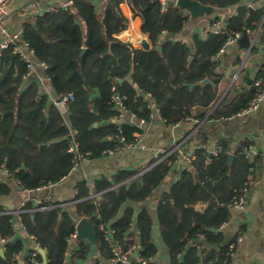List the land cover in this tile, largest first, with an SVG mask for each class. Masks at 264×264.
<instances>
[{"label": "trees", "instance_id": "trees-1", "mask_svg": "<svg viewBox=\"0 0 264 264\" xmlns=\"http://www.w3.org/2000/svg\"><path fill=\"white\" fill-rule=\"evenodd\" d=\"M122 1L104 0V10H100L93 0H74L72 7L49 11L24 29V41L33 55L46 64L57 97L73 93L74 99L66 108L75 130L73 136L55 101L41 93L37 83L25 84L28 63L15 51V45L0 55V168L6 169L20 187L36 190L68 176L75 164L74 154L69 151L73 137L87 158L99 157L106 150L119 151L136 142V134L142 131L137 120L152 118V104L167 124H175L196 116L192 107H205L207 112L218 101L215 88L200 85L199 81L216 75L214 58L227 35L216 30H210L206 38L196 34L193 45L177 38L162 41L164 32L179 34L184 30L189 21L186 11L174 3L164 11L158 0H129L134 15L143 20L142 31L153 43L148 50L137 48L118 38L128 25V18L120 9ZM199 1L227 12L243 0ZM263 19L264 6L252 10L240 5L235 14L226 17L223 27L228 33H244L258 28ZM217 21L222 22L219 14L212 19ZM158 45L163 47L161 51L156 48ZM257 92L254 88L244 90L232 100H222L210 114L201 112L198 117L236 115ZM127 112L136 121L119 120ZM220 146L223 151L210 161L206 149H198L193 167L160 195L157 217L171 264H225L229 243L234 239L223 244L225 236L220 228L229 221L236 199L245 195L254 162L244 152L245 146L229 164V147L225 142ZM176 158L173 153L137 177H133L136 171H119L113 181L97 179L93 190L103 192L100 201L90 197L92 188L86 180L77 183L76 211L94 227L97 254H93L87 240L79 238L75 239L76 248L70 250L77 222L64 202L52 201L44 209H35L31 201L26 202L20 213L23 224L46 250L47 264H79L91 253L92 264H104L114 258L117 245L124 250L132 245L139 247V257L131 258L129 264L141 260L159 264L153 261L159 248L151 210L143 209L136 219L138 231L134 233L138 238L131 231L133 210L128 207L121 217L117 215L124 203L151 196L168 176ZM115 182L121 184L115 186ZM10 192L9 184L0 181V196ZM197 204L205 208L191 207ZM13 217L0 206V239L6 241L0 264H16V257L22 253L26 264H42L43 257L37 249L23 252L24 244L13 239ZM105 229L112 231L113 240ZM200 234L205 240L193 243L191 240ZM35 250L37 255L32 256Z\"/></svg>", "mask_w": 264, "mask_h": 264}, {"label": "crops", "instance_id": "crops-1", "mask_svg": "<svg viewBox=\"0 0 264 264\" xmlns=\"http://www.w3.org/2000/svg\"><path fill=\"white\" fill-rule=\"evenodd\" d=\"M33 2L35 4L32 6ZM73 3L74 0H12L8 4V27L18 35L19 50L28 53L29 59L33 64V69L30 72L28 70L24 76L25 84L27 85L31 82L37 83L41 93L47 94L52 100L58 97L52 88L50 77L47 74V66L45 63L40 62L26 44H24L23 32L28 24L35 23L40 16L49 12V8L53 6L72 7ZM93 4L100 10H104V0H93ZM240 5H246L254 10L263 7L264 0H243L238 5L232 6L229 11L221 12L219 14L222 20L221 26L224 25V20H226L228 15L237 12ZM120 9L128 18V25L118 34V38L124 42L131 43L137 48H143L141 42L146 38L151 44L150 48H152L153 43L148 34L142 31L143 20L140 16L134 15L129 0H123L120 3ZM214 16L199 22L189 20L181 33L177 34L173 32L176 34L175 36H171V32H164L162 41L177 38L193 45V37L196 34L202 38H206L210 30L215 31L217 26L212 22ZM247 31L252 40L250 48H242L236 41L225 51L219 55H215L216 75L211 78H204L209 79L211 83H201L204 79L199 81L200 85L210 84L215 88L219 97L216 104L207 112L205 107L194 106L192 109L196 116L175 124H167L155 105L152 118L149 121H143V119L137 120V124L142 131L136 134V145L121 149L113 154L85 158L76 170L73 169L61 181L36 190H27L20 187L18 181L11 177L6 169L0 168V181L8 183L11 187L9 194L0 196V206L14 215L15 232L13 239L20 240L24 244L23 252H29L32 249H37L39 246L36 240L28 233L22 221L20 209L25 199H28L34 205H38L40 200L47 196H50L54 201H62L78 223L81 217L76 211L75 203L79 199L75 197L77 194L76 186L80 180H86L90 184L92 188L90 190V197H96L97 201H100L103 198V192L93 190L97 179L108 178L113 181L119 171H136L137 173L133 177H137L160 162L163 159L162 154L167 150L174 149L176 151L182 148L187 153H191L204 148L207 152H211L218 148L222 142H225L229 147L230 153L234 154L232 161L229 160L228 156L229 164L233 163L236 156H238L239 150L241 148L243 150L245 146L248 147V157H250L254 164L249 173V183L244 195V206L237 207L233 204L229 221L220 228L225 236L223 244H228L230 240L235 239L238 231L242 230L243 239L239 242L236 254L233 256L230 264H264V100L257 110L240 112L228 118L209 119L208 116L204 118L198 117V114L201 112L210 114L224 99L232 100L244 90L249 88L256 89L254 80L264 67V19L258 28ZM2 39L3 36L0 35V42ZM236 73H238L237 78L234 77ZM119 81H122V79H119ZM142 94L143 96L147 95L146 92H142ZM146 97L149 96L147 95ZM61 110L66 123L71 129L70 134L73 136L75 130L72 129L67 109ZM126 118L135 120V116L128 112L125 117H120L119 120ZM95 123L98 126V122ZM192 167L193 162L189 163L187 160L179 159L174 163L164 182L153 191L151 196L142 201H128L119 209L118 217H121L128 207L133 210L132 218L134 222L131 231H133L134 238H138L134 231L137 230L136 219L139 213L143 209L148 208L151 210L154 218L153 234L159 248L156 256L159 264H171L169 252L164 243L157 217L160 195L165 191H169L175 182L181 180L183 172ZM128 180L124 182H128ZM120 184L114 183L115 186ZM191 207L199 210L205 208L202 204ZM204 240L205 236L200 234L196 235L191 241L193 243H201ZM76 246V241L70 239V250H74ZM133 254L134 252L131 253L130 259ZM1 256H5V250L4 255L1 254ZM68 256L70 257V255ZM183 256L184 254L180 255V260H182ZM15 261L16 264H26L24 253L18 255ZM92 262L93 254L91 253L87 260L81 261L79 264H92ZM104 264H116V261L114 258H111L110 261L104 262ZM200 264H203V262H200Z\"/></svg>", "mask_w": 264, "mask_h": 264}, {"label": "built area", "instance_id": "built-area-1", "mask_svg": "<svg viewBox=\"0 0 264 264\" xmlns=\"http://www.w3.org/2000/svg\"><path fill=\"white\" fill-rule=\"evenodd\" d=\"M12 0H0V35L3 36L2 41L0 42V55L3 53V51L7 48H9L11 45H15V51L18 52L21 57L28 63V68H29V72L33 69V64L29 59V54L26 52H23L21 50H19L18 48V35L14 32H12L9 27H8V18H9V10H8V4L9 2H11ZM161 2L162 4V9L164 11L168 10L169 6L171 3H174V1L171 0H158ZM35 4V2L32 3V6ZM65 6H57V7H51L49 8L48 11H54L57 10L59 8H64ZM220 21L214 22V25L217 26V28L215 29L217 32L220 33H225L227 35V40L225 42V44L222 46V48L219 50V52L217 53V55H219L221 52L225 51L230 45L234 44L241 36H242V32L241 31H234V32H226L225 28L223 27V25H220ZM24 44L27 43L24 41ZM235 78L238 77V73L235 74L234 76ZM254 85L256 87V89L258 90L257 94L255 95V97L251 100V102L249 103V105L242 111V112H251V111H255L258 109V107L260 106L261 102L264 100V67L262 70V74L260 77H257L254 80ZM61 98L60 101H57V98L54 99L55 104H57L60 109L65 110L67 108V105L69 102H71L74 99L73 93H68L64 96L59 97ZM153 108L155 107V104H152ZM121 118L124 117V114H121L120 116ZM143 121H145L143 119ZM136 142H133L129 145H127L124 148H130L133 147L134 145H136ZM124 148H120L124 149ZM69 151L72 152L74 154V167L73 169L76 170L80 163L87 158L86 157V153L82 152L80 150L79 147V143L77 142V140L75 139V137L72 138V140L70 141L69 144ZM174 149H170L165 151L162 156L163 159L173 153H176L177 156V161L179 159H183V160H187L189 163H192L195 159H196V152H191V153H187L186 151H184L182 148L177 149L175 152ZM223 151V147L219 146L218 148H216L215 150L208 152L209 156H208V161H210L212 156H217L218 154H220ZM115 150H106L105 154H113L115 153ZM244 152L246 153L247 156H249V151H248V147L244 148ZM162 159V160H163ZM54 201L50 196L44 197L42 200H40L38 205H35V209H44L46 207H48L49 203ZM26 202H28V199H25L21 205V211L22 208L25 206ZM245 203V196L241 195L239 198L236 199L234 205L237 207H243ZM54 206H57L54 205ZM105 232L109 234L112 233V231L110 229H105ZM77 237V231H75L74 233H72L71 235V239H76ZM243 239V233L242 230L238 231V234L236 236V238L231 241L229 243L228 249H227V258L224 260V263H228V259L229 258H233V256L236 254V250H237V246L239 244V242H241ZM5 239H0V248L5 250ZM39 247V246H38ZM38 250V249H37ZM136 250H139V247H137L136 245H132L129 249L124 250L121 248V246H116L115 248V255H114V260L116 262L122 261L126 264H129L131 259H130V254ZM20 255V254H19ZM37 255V251H32V256H36ZM139 264H146L145 260H141L139 262Z\"/></svg>", "mask_w": 264, "mask_h": 264}, {"label": "water", "instance_id": "water-1", "mask_svg": "<svg viewBox=\"0 0 264 264\" xmlns=\"http://www.w3.org/2000/svg\"><path fill=\"white\" fill-rule=\"evenodd\" d=\"M175 2V5L178 7L183 8L188 14H189V20L192 22H199L204 19H208L216 14H220L222 12V9L211 5V4H204L199 0H171ZM226 22V20H224ZM171 36H175L176 34L171 32ZM238 44L242 48H250L252 40L250 38V35L248 31H245L242 36L237 40ZM141 45L144 49H149L151 47V44L148 42L146 38L142 40ZM159 50L162 49L160 45L157 46ZM201 83H211L209 79H204L201 81ZM145 95V93H143ZM118 94H116L117 96ZM61 98H57V101H60ZM97 126V123L94 124ZM234 158V154H229V160L232 161ZM77 237L79 239L87 240L90 244V249L92 250L93 254L98 253V239L96 232L90 222V220L86 217L81 218L77 223ZM110 238L113 240L114 235L113 233L110 234ZM38 251L41 253L43 257V264H47V253L46 250L42 247H37ZM0 254L4 255V249L0 248ZM140 254L139 250L134 251L133 257H138ZM70 257L68 256V259ZM153 261H157V258L155 257Z\"/></svg>", "mask_w": 264, "mask_h": 264}]
</instances>
